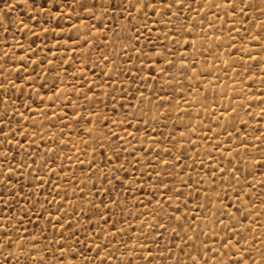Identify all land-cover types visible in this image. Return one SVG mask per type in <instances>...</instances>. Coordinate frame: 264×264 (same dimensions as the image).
<instances>
[{
	"label": "rangeland",
	"instance_id": "obj_1",
	"mask_svg": "<svg viewBox=\"0 0 264 264\" xmlns=\"http://www.w3.org/2000/svg\"><path fill=\"white\" fill-rule=\"evenodd\" d=\"M5 2L0 0V10H4ZM122 3L124 0H111V4L109 0H15V6L7 10L6 22L0 27V84L3 85L0 88V114L5 110L8 112L4 131L10 143L7 146L0 144V152L7 153L6 166L14 170V179L8 187L15 193L18 203L12 201V194L0 183V195L9 199L12 205L5 213L0 203V215L12 216V227L26 229L23 231L25 237L41 241L37 247L41 249L40 255L45 257V264H84L77 249L94 256L98 250L96 243H107L108 240L121 252L124 249L118 240L127 242L131 249H139L143 244L152 252L154 264H177V261L192 264L184 253H190L203 264L199 252H204L209 264H230L232 259L241 258L236 256L239 248L252 250L254 247L256 251H264L261 243L264 242V161L257 163L264 153V113L261 112L264 108V64L260 62L264 57V47L261 46L264 37L261 43L251 39V35L259 31L253 25L260 23V12L256 10L260 0H253L251 12L245 9L243 14L237 12L235 16L231 14L227 0H184V4L191 7H174L171 16L163 19L159 15L153 16L151 10H148L147 19L133 11L135 19L132 23L140 27L142 22L151 29L147 32L140 28V41L136 47L144 53H153L149 59H155L156 64L169 73L165 75L157 71L154 79H145L143 83H134L126 74L128 69L134 74L137 68H144L148 60L140 64L139 53L130 46L124 47L129 44V12L123 8L113 10L111 6ZM236 3L243 7L240 0ZM214 4L220 7H213ZM89 8L91 12L87 10ZM177 12H180L179 16ZM154 19L160 20V24H154ZM165 21H168L167 28L163 26ZM174 27L181 28L180 35L176 34ZM189 31L192 33L190 36ZM145 36L152 44L144 39ZM174 39L192 40L194 50L174 43ZM85 40L90 43L85 45ZM112 41H115L114 45ZM109 49L119 54L117 71L121 75L117 78L114 73H106L105 80H108V75L113 79L95 89L96 97L89 94L88 101L83 99L87 88L79 98L73 95L86 81L99 80L100 73L110 67L106 61L100 60L101 53L107 55ZM125 52L131 55V62ZM158 52H164L168 60L175 62V67L169 68ZM181 58L194 70L182 71ZM140 75L146 77L147 73L142 71ZM109 85L117 89L115 107L132 105L135 107H131V111L137 114L140 110L147 112L149 106L152 109L149 113L151 127L140 125L138 137L152 154L145 151L138 155L136 159L141 163L136 164L133 156L129 155L131 149L123 153L125 170L134 180L131 184L127 177L123 185L118 179L112 180L113 170L119 161L100 159L103 150L99 143L111 141L106 139L108 129L101 131L98 115L112 120L123 118L113 113V102L103 95L112 92ZM92 86L95 87L94 84ZM121 88L127 89V95L119 91ZM134 89L140 91L134 92ZM57 92L61 99L53 103L49 97ZM140 92H143V97H140ZM156 94L160 100H156ZM69 100L73 105L84 106L81 112L85 120H92L91 126L84 121L75 123V117L73 120L57 118L65 112L71 113V106L62 107ZM100 100L109 107L105 108ZM161 103L165 105L163 108L159 107ZM14 108L23 116L17 115ZM85 109H94L98 115L89 117ZM121 111L127 114L124 109ZM158 111L159 116L151 119ZM65 124L69 126L66 128ZM88 127H92V137L98 139L85 134ZM9 129L17 133L15 139ZM145 129L147 138L143 134ZM114 130L120 136L125 135L119 127ZM36 131L43 139L30 136L29 140L37 143L29 148L25 136ZM128 131H135V128ZM16 139L23 147H17ZM51 139L56 141L54 145H50ZM2 140L3 136H0ZM159 141L163 143H157ZM254 144L257 147H253ZM132 146L139 151L140 145L136 141H132ZM217 146H221L220 151H217ZM123 147L127 148V145ZM166 148L172 149L173 156H182V160L173 165L172 156L165 153L163 158L169 164H159L155 153ZM29 152L38 154L30 156ZM111 155L109 152L108 156ZM77 157L83 163H78ZM89 160H95L97 164L92 171H88ZM133 166L135 171H132ZM49 169H55V172ZM157 172L178 194L183 193L178 198L173 197L169 202L171 206L157 191ZM0 175L12 174L0 168ZM121 175L123 173L116 172L117 177ZM156 200L163 205L164 211ZM33 204L36 209L43 205L45 210L39 213V220L35 215L26 218L21 214V208H32ZM60 205L63 207L57 213ZM177 206L181 207L180 212H175ZM237 208H240L238 213ZM109 209L117 227L125 229L127 234L113 237L111 233L115 230L103 224L99 213L108 215ZM47 212L52 216L48 217ZM165 212L195 217L197 226L187 229V235L184 232L177 235L171 229L178 228L179 222L172 221L168 224V231L159 229L162 236L155 235L153 228L147 225H155L152 216L156 215V220H160ZM231 214H235L237 220L248 217L237 230L238 236L247 237V243L242 240L235 250L232 248L235 240L225 228V225L236 226L234 220L228 219ZM57 215L66 220L65 228L62 230L59 225L55 229L51 226L45 228L48 220L55 222ZM69 223L71 229L67 228ZM105 228L109 234L101 241ZM141 228L149 238L146 241L137 231ZM41 229H44L43 235ZM193 235L198 237L196 250L188 246L192 243L188 238ZM76 240L82 243L77 245ZM254 240L256 243L253 245ZM226 241L228 246L221 247ZM45 245L50 251H44ZM61 245L64 246L63 251L59 250ZM165 245L172 249V255L165 251ZM180 248L184 253L179 251ZM208 248L212 252H208ZM217 251L223 254L222 257L214 255ZM256 251H253L254 256ZM141 256L152 258L148 257V252L133 251L124 259L134 258L135 264H145ZM26 257V252L19 256L20 264H27Z\"/></svg>",
	"mask_w": 264,
	"mask_h": 264
},
{
	"label": "snow or ice",
	"instance_id": "obj_2",
	"mask_svg": "<svg viewBox=\"0 0 264 264\" xmlns=\"http://www.w3.org/2000/svg\"><path fill=\"white\" fill-rule=\"evenodd\" d=\"M109 3L111 4V0H109ZM240 4H242L243 7H239L236 3V0H227V5L231 9V14L233 16H235L237 12L243 14L245 12V9H248L249 12L253 10V7H254L253 0H240ZM14 6H15V0H6L4 4V10H0V27H2L3 24L6 22L7 10H10ZM81 6L84 7V5H81ZM111 6L113 10L117 8H123L124 11L129 12V22L131 24V27L128 30L129 44H125L124 47L128 48L130 46L133 51L139 53L138 61L140 64L143 65L145 63V60H148V63L144 68H137L134 74L131 72V69H128L126 70V74L132 79L134 83H143L145 79L147 80L154 79V73L157 71L165 75H168L169 73L166 71V69L159 67L156 64L155 59H149L153 55V53H144L141 51L140 48L136 47V44H138L140 41V36H141L140 28L143 27L145 31L147 32H150L151 29L148 28V26L146 24H143L142 22L140 23V27H137L135 23H132V20L135 19V17L132 16V12L134 11L135 13L140 14L144 19H147L148 10H151L153 13V16L159 15L161 19H163L164 17L171 16L172 10L174 7H179L182 9V7L184 6L191 7V5H185L184 0H124V3L122 4H115ZM213 7H220V5L214 4ZM87 10L89 12L92 11V9L90 8ZM256 10L260 12V23L254 24L253 28L258 29L259 31H258V34L251 35V39L253 42L261 43L262 37H264V0H260V6L257 7ZM176 15L179 16L180 12H177ZM249 19H251V17H249ZM152 22L154 24H160L161 21L154 19ZM8 23H12V22L8 21ZM19 23H23V21H20ZM167 24H168V21H165L163 26L167 28ZM184 27L186 28L187 26H184ZM4 31H7V29L5 28ZM174 31L176 32L177 35H180L181 28L174 27ZM191 34H192L191 31H189L188 35L190 36ZM144 39L147 40L149 44H152V41L149 39L148 36H145ZM132 41H134L135 43H131ZM173 42L181 43L185 46L186 49L192 48L194 50V42L192 40L183 39L181 41H176L174 39ZM88 43H90V41L88 40L84 41L85 45H87ZM111 43L114 45L115 41H112ZM261 46L264 47V43H261ZM165 51H167V48H165ZM124 54L128 56V59L131 62V55L127 52H125ZM118 55L119 54L113 51L112 49H109V52L107 55H105L104 53H101V56H100L101 62L106 61L107 65L110 67H108L106 71H102L100 73L99 80L86 81L80 89H77L73 92V95H77V97L79 98L80 93L83 92L84 88H87V92H83V99L85 101H88L90 99L89 94H91V97H96L95 89L103 87L104 83H108V81L113 79L112 75H108V80H105L106 73H114L115 77L118 78L121 75V72L117 71L118 64H117L116 58ZM158 55L160 57H163L164 63L167 64L169 68L175 67V62L168 60L164 52H158ZM249 58L250 59L252 58L251 55L249 56ZM260 62L261 64H264V57H261ZM81 63H83V61H81ZM180 63L182 65V69H181L182 71L183 69L194 70L191 68V64L185 62L183 58H181ZM64 71L67 72V69H64ZM142 71L147 73L146 77H143L140 75ZM81 75L83 76V70H81ZM93 84L95 85V87L92 86ZM109 86L112 87V92L103 93V95L108 96L109 99L113 102V108H112L113 113L116 115L122 116L123 118L119 120H112L110 117H107L104 115H98L94 109H85L84 111L87 112V115L89 117L93 115H98L99 124L102 125L101 131H103V129H108V134H107L106 139L108 141H111V143L100 142L99 147L100 149L103 150V155L100 157V159L110 160V161L114 160V161L120 162L119 165L115 167V169L113 170L112 180L118 179L119 184L123 185L125 183V177H127V182L131 184V183H134V180L132 179L131 173L125 170V164L123 163V161L126 159V157L123 156V153L125 151H128V149H131V151L129 152V155L133 156V159L135 160L136 164L141 163L139 159H136L138 155H143L145 151H148L150 155L152 154L150 149L144 148L142 141L138 138L139 134L141 133L140 125H148L149 127H151V125L149 124V113L152 111V109L149 106L147 112L140 110L139 113L137 114L136 112L131 111V107H135L132 105H129V106L120 105L119 108L115 107V101H116L115 92L117 91V89L113 85H109ZM0 88H3L2 84H0ZM146 90L147 89H145V91ZM119 91L123 95H127L126 88H121L119 89ZM133 91L138 92L140 91V89H134ZM140 97H143V92H140ZM49 99L53 100V103H55L56 100L61 99L60 93L57 92L55 96L49 97ZM160 99H161L160 96L156 94V100H160ZM143 102L144 101L141 100V103ZM185 103H187V101H185ZM100 104H103L105 108L109 107V105L105 103L103 100H100ZM69 106H71V113L65 112L63 116L57 117L58 119L66 118L67 120H73V118L75 117V123L77 124H81V122L84 121L87 125L89 126L92 125L93 123L92 120L91 119L85 120L84 114L81 112V109L84 107L83 105H73L71 100H69L67 105H62V107H69ZM164 106L165 105L163 103L159 105L160 108H163ZM121 109H124L127 114H124V112H122ZM13 111H15L17 115L23 116V114L19 113L15 108L13 109ZM232 111H235V109H233ZM261 112L264 113V108H261ZM52 115L55 116L56 113L53 112ZM158 116H159V111L157 112V115L152 116L151 119H156ZM7 120H8V112L5 110L3 114H0V136H3V140L0 141V144H3L5 146H7V144L10 143L8 134L4 131V128L7 127ZM105 120H107L108 123H105ZM133 121H135V125L133 124ZM109 125H112V127L110 128ZM68 126H69L68 124H65L66 128ZM116 127H119L121 131L125 133V135L120 136L118 133H116L114 130ZM129 128H135V131L129 132L128 131ZM9 131H12L13 139H15V137L17 136V133H15V131L12 129H9ZM21 134H23V130ZM85 134L88 135L92 139H98L96 137H92V127H88ZM143 134L146 138L148 137V132L146 129ZM169 135H171V133ZM180 135H184V133H180ZM30 136L43 139V137L40 136V132L38 131L29 133L27 136H25V142L28 143L29 148H32V146L37 143L36 140H29ZM113 137H115V140H113ZM128 137H131V139H128ZM132 141H136V144L140 145L139 151L132 146ZM49 143L50 145H54L56 141L54 139H51ZM157 143H163V141H159ZM16 145L17 147H23L22 145H20V141L18 139H16ZM124 145H127V148L123 147ZM253 147H257V145L254 144ZM220 150H221V146H217V151H220ZM93 151H95V149H93ZM109 152L112 153L111 157L108 156ZM165 153H167L169 156H172L173 165H175L177 161L182 160V156H173L172 149L166 148V149H162L160 152L155 153V159L159 162V164H164V165L169 164L168 160L163 158ZM37 154L38 153H32V152L28 153V155L30 156L37 155ZM0 157H2V159H0V168H3L4 172L12 174V175H0V183H3L4 186L8 188V191L12 194V201L15 203H18V201H16L15 193H12L11 188L8 187L12 184V180L14 179V176H15L13 168L11 166H6L9 157L6 152H0ZM261 161H264V153L261 154L260 161H257V163H260ZM77 162L83 163L82 161H80L79 157H77ZM47 163H48V160L46 159L45 164ZM87 165H88V171H92L93 168H97V164L95 160H89L87 162ZM23 166L25 165H21V167ZM108 167L111 168V165L109 164ZM135 170L136 169L133 166L132 171H135ZM49 171L55 172V169H49ZM153 171L155 172L156 170L153 169ZM166 171L167 169H165V172ZM116 172H121L123 173V175L117 177ZM168 174L171 175V173H168ZM233 174H235V170H233ZM156 175L159 177V180H158L159 187L157 191L160 193V195H163L166 197L165 203L171 206L169 202L173 201V197L178 198V195H182L183 193L178 194L172 187H170L169 183L165 181L161 173L157 172ZM145 176H148L147 172H145ZM107 182L111 183V180H108ZM184 183L186 184L187 182H184ZM56 187L59 188V185L57 184ZM162 189L167 190V191L166 192L162 191ZM108 191L110 192L116 191V189H108ZM168 192H171L172 195L171 196L167 195ZM153 195H155V193ZM237 195L239 198L240 194L238 193ZM109 199H111V197H109ZM28 202L31 203L30 200ZM155 202L157 205H160L159 200H156ZM0 203L3 204L4 206L3 212L5 213L8 211L9 207L12 206L10 204L9 199H5L3 195H0ZM89 203H92V202L89 201ZM113 203H118V202L113 201ZM149 203H152V201L150 200ZM209 203H211V201H209ZM62 207L63 205H60L57 207V213L60 212ZM105 207H107V205H105ZM184 208L185 209L187 208L186 204L184 205ZM160 209L161 211H164L163 205H160ZM20 211H21V214L26 218L35 215L36 219L39 220L41 218L39 213H43L45 210L43 208V205H41L39 209H36V205L33 204L32 208H21ZM180 211H181V207L177 206L175 209V212H180ZM236 212L237 213L240 212V208H237ZM110 213H111V209L108 210V215H105L104 213H99V215L104 225L106 226L110 225L111 229L115 230L114 232L111 233L112 236L115 237L117 234H121V235L127 234V231L125 229L117 227L116 223L112 220ZM46 215L48 217H51L52 213L47 212ZM12 219H13L12 216L0 215V221L9 222L7 224L0 223V264H13V261H15L16 264H20L19 256L21 254H24L25 252L27 253V257H26L27 264H45V257L40 255L41 249L37 247V244L40 243L41 241H36V240L25 237V235H23V231H27V230L26 229L22 230V228L12 227L10 223ZM152 219L156 221L155 225H147V227L153 228L155 235H158V236H162V233L159 231V229H164L165 231H168V224L171 223L172 221L179 222L178 228L173 227L171 229L172 232L177 233V235H179L180 232H184L185 235H187V231H186L187 229L197 226L195 217H188V216L181 217V216H176L174 213L169 214L165 212V214L161 216L160 220H156V215H153ZM228 219L234 220L236 222L235 227H229L228 225H225V228H227L231 238L235 240V244L232 246L233 250H235L239 248V245L241 244L242 240L244 241V243H247V237L238 236L237 230L240 226H243L244 220L248 219V217L245 216L243 220H237L235 214H231L228 216ZM161 221H165V222L162 223ZM23 222H24L23 220L20 221L21 225H23ZM219 223H224V222L219 221ZM57 225H59L60 229L63 230L66 225V220L60 217L59 215H57V217L55 218V222H53V220L50 219L48 220V224L45 225L44 227L47 228L51 226L53 229H55ZM71 227L72 225L70 223L67 224L68 229H71ZM43 231L44 229H41V235H43ZM102 231H103V235L100 236L101 241L105 240L109 234L107 228L103 229ZM137 231L140 232V236L145 241L149 239L147 236L144 235V231L142 228L138 229ZM29 236H32V233H29ZM73 236H75V233H73ZM61 237L63 238V231H61ZM180 238L184 239V237H180ZM197 238L198 237H196L195 235L188 238L189 240L192 241V243L188 244V246L192 247L194 250H196L195 240ZM153 242L156 243V241H153ZM80 243L82 242L79 240H76L77 245ZM117 243H120L123 245V249H124L123 252H121L120 249L114 248L111 240H108L107 243H96V249L98 250L95 251L94 256L85 255V252L80 251L79 249H77V252L79 256L82 258L84 264H135L134 258H130L128 260L124 259L125 256H127L130 252H133V251H139L141 253L148 252V257H152V252L144 248L143 244L140 245L139 249H131L128 247L127 242L123 240H118ZM185 243L187 244L188 241H185ZM255 243L256 241L254 240L253 245ZM261 243H262V248H264V242H261ZM227 246H228L227 241L221 244V247L226 248ZM59 250L63 251L64 246L61 245ZM44 251H50L47 245L44 246ZM165 251L169 255L173 254L172 249L168 248L167 245H165ZM179 251L181 253H184L183 248H180ZM207 251L212 252V249L208 248ZM253 251H256L254 247L252 250H248L246 248H239V251L236 252V256H240L241 258L232 259L230 261V264H264V251H256V256H259V259H257L256 256L253 255ZM117 253H120V255H117ZM184 254L188 256V259L192 261V264H200V262H198L197 259L193 257L190 253H184ZM199 255H200V258L203 264H209V261L205 259L204 252H199ZM214 255L222 257L223 254L217 251L214 253ZM141 259L145 260V264H154V260H155L154 257L149 259L144 256H141ZM73 264H75V262H73ZM177 264H180V261H177Z\"/></svg>",
	"mask_w": 264,
	"mask_h": 264
},
{
	"label": "bare ground",
	"instance_id": "obj_3",
	"mask_svg": "<svg viewBox=\"0 0 264 264\" xmlns=\"http://www.w3.org/2000/svg\"><path fill=\"white\" fill-rule=\"evenodd\" d=\"M211 4V3H210ZM217 67V66H216ZM240 91V90H239ZM208 114V113H207ZM222 154V153H221ZM256 225V224H255ZM230 246V245H229Z\"/></svg>",
	"mask_w": 264,
	"mask_h": 264
}]
</instances>
